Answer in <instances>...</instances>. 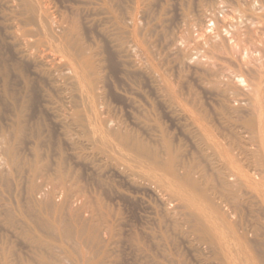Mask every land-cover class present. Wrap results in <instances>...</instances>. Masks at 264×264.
I'll list each match as a JSON object with an SVG mask.
<instances>
[{
	"label": "bare ground",
	"instance_id": "1",
	"mask_svg": "<svg viewBox=\"0 0 264 264\" xmlns=\"http://www.w3.org/2000/svg\"><path fill=\"white\" fill-rule=\"evenodd\" d=\"M109 1L101 0L103 2L101 5L105 6V10L106 8L110 9L108 8ZM4 5L5 10L2 7L0 17L3 16L10 21V31H7V38L13 43V46L11 57L0 56V77L3 92L8 95L9 93L13 94L10 90V83L14 80L9 81L11 72H20L22 81L20 90L23 96L19 104L16 102L18 105L16 113H14L16 114V135L22 133L27 126L24 111L30 101L35 76L39 78H45L46 76L48 80L55 84L63 85V89L65 84L71 83L75 93L73 95L67 93L65 97L62 96L61 101L64 97V103L62 102V105L57 103L60 107L54 110V113L51 111L55 123L66 140L74 135L79 136L86 146L94 152L96 151L101 157L104 156L106 159L104 165H102L104 171L110 168L111 171L131 185L152 193L159 201L164 217L173 225L179 222L185 225L187 222L191 223L190 221H193L191 231L197 234L198 242H200V245L197 246H200L199 250L203 253L200 264H264V65L259 63V67H255L256 64L249 60L252 58L251 56L245 60L242 59L244 57H240L241 59H239L242 61L236 66L229 68L226 66V103L221 99L226 104V138L223 139V133L220 135L221 132L216 131L220 135L218 136V133L216 134L214 131L215 128L212 129L206 124L207 118L205 119V115L199 114L193 106L187 108L191 123L201 127V129L198 128L201 137L198 136L205 141L202 146H205L206 152L207 150L210 152L206 154H209L210 157H216L215 159L218 160L217 162L222 168L219 170L224 171L223 175H225L226 183L223 182L224 179L220 180L223 185L226 184L225 213L217 205L218 203L214 202L216 200L213 201L210 193L204 187L194 157H192V160L185 159L183 152L178 151L177 155L170 145L167 146V153H164L165 156H163L164 154L161 155L162 152L160 154L159 150L139 137L119 130L120 127L118 126V128L115 127L116 129L112 128L109 125L110 116L108 117L109 120L102 116L105 113L103 107L105 102L101 99L103 98L101 97L102 94L99 95L100 91L99 94L96 92V90L102 88L100 87L103 82L100 74L101 68L95 60V49L87 47L79 40L77 34H79L80 23L78 24L77 20L74 21L73 18L71 23L68 22V26H70L69 29L67 28L68 30L61 29L62 20L59 18L54 19L52 16V19H50L49 15L51 14H48V4L45 0H9ZM128 5L130 4L128 3ZM93 9L95 10V7ZM245 9L247 10V8ZM109 11L111 12V10ZM123 14L124 17L121 18L116 17L113 13L111 14L114 16L112 18L115 23L112 39L118 46H125L128 53L130 41L135 40V38L138 39L139 33L137 34L136 30H133L132 16L129 15L128 10H125ZM249 15L243 14L245 16L243 17L241 14V18L239 16V19L237 17L236 19L233 14V19L240 20L239 22L242 24L244 30V32L241 30L244 34L242 35L244 37H242L243 42L250 43L252 47L255 46L250 50L255 49V52L264 51V38L261 36L264 31L260 35L262 25L253 26V22L252 24L249 23L248 21L251 20L247 18ZM106 18L108 19V17ZM254 18L258 19L257 17ZM230 19V17L227 19L229 20L228 24L234 27L233 21L236 20L232 21ZM235 27L237 29L238 25ZM239 35L238 32L234 31L232 38L238 40L241 37ZM146 37L148 36L146 35ZM3 39H5L4 36ZM227 39L229 41L228 37ZM211 42L212 40H210ZM244 43L240 42L239 44ZM231 44L233 45L232 42ZM126 48H123V50ZM131 48L134 47L131 46ZM237 48H239L238 53L245 51L243 49L240 52V46ZM133 50L135 51V49ZM232 50V48L227 49L226 46V56L230 53L234 54ZM134 51L131 53L133 55L135 53L134 57L136 58V52ZM128 79L130 80V78ZM39 81L37 82L39 83ZM13 83L15 84V81ZM61 91L60 94H62ZM63 92L65 93V90ZM197 122L198 124H196ZM4 132H0V154H3L6 158L3 157V160H0L5 162L4 164L7 167L18 163L21 172H25V175H27L28 183L25 187L26 193L23 202H20V199V201L15 200L13 203H4L3 198H0V225L2 224L15 238L24 240L33 251L35 258L27 259L26 262H24L25 260H13L11 256L14 253L9 246L13 242L7 238L6 234H0V264H66L67 260L71 258L72 261H75L74 264H103L99 263L102 258L104 260L106 258L107 261L114 258L116 254L113 253L115 251L111 252L109 248L114 245V240H116V237L119 238L120 235L119 233L116 234L112 209L101 197L104 188L108 184L100 177L102 173L100 166L96 162L87 160V163H85L90 170L96 173L98 178L89 183H83L80 181L77 172L67 165L61 146H58V156L53 164L49 162L48 157H43L38 152L39 150L37 151L36 144L32 149L31 157L16 158L14 150L16 145L14 146L13 143L14 147L10 145L8 138L11 135ZM68 135L69 137H67ZM76 139L78 138L76 137ZM77 144L76 146H78ZM201 149L203 150V148ZM3 169L0 166V185L7 187L5 189H9L8 185L10 183L7 182L8 179L6 178V171L9 168L5 170V174L2 171ZM13 198L15 199V197ZM161 221L163 220L161 219ZM142 233L132 231L129 236V240L136 250L133 251L135 252L137 264H187L180 256L172 253L167 248L164 235L156 237L147 232L150 242L154 244L156 249L153 253L150 252L146 231ZM73 235L80 237L86 243L88 241L97 243V246L103 249H101L102 253H99V248V254L97 253L98 255H94V257L92 256L94 253L90 249L91 255L83 251L78 252V250L77 254H72L73 251L70 254V250L67 251L68 249H65L67 251L65 252L62 247L59 248H62V251L53 248L52 239L55 237L60 236L67 241ZM58 239L60 240V238ZM59 240L56 239L55 245ZM62 244L64 243L62 242ZM75 245L77 246V243ZM56 246L58 247V245ZM83 250L86 251L87 249Z\"/></svg>",
	"mask_w": 264,
	"mask_h": 264
},
{
	"label": "rangeland",
	"instance_id": "2",
	"mask_svg": "<svg viewBox=\"0 0 264 264\" xmlns=\"http://www.w3.org/2000/svg\"><path fill=\"white\" fill-rule=\"evenodd\" d=\"M6 1L9 0H0V12L2 7H4L3 10H5L4 4H6ZM45 2L48 4V14H51L49 15L50 19H52V17H54V19H61L62 25L60 27L66 30L67 28L69 29L70 26H68V24L71 23V19L74 18V21L77 20L78 24L80 23L79 34H77L79 40L87 47L95 49V60L100 65V74L102 75L100 76L102 77V84L104 85L101 84V90L98 89L96 92L99 94L100 91L99 95L102 94L101 97L103 98L101 99L105 102H103L105 113L102 116L106 117L108 120L110 116L109 125L114 129L120 127L118 128L119 130L129 132L139 137L159 150L160 154L162 152L161 155L167 153V146L170 145L173 152L177 155L178 151H181L185 155V159L192 160V157H194L195 163L200 170L204 187L210 193L213 201L216 200L214 202H217L218 204H216L226 213V184H222L223 182L226 183L224 179L225 175H223L224 171H220L222 168L217 162L218 160L215 159L216 157L213 156V158L210 157L209 154H206L209 150L206 152L205 146H202L205 141L202 138L200 139L201 133L199 129H201V127L191 123L192 121L189 119L187 108L193 106L199 114L205 115V119L207 118L206 124L212 129H217H214L216 134L218 133L216 131L221 132L220 135L223 133L222 136H224H221L223 139L226 138V66H228L227 68L234 65L236 66L242 61L240 60L242 57H244L242 59L245 60L247 57L249 59L251 56L252 58L249 60H252L253 64H256L255 67H259L258 65L260 64L264 65V51L259 52L256 50L257 52H255V49L250 50V48H255V46L252 47L250 43L243 42L244 39H242V35H244V30L242 24L239 22L240 20L238 21L236 19H239L241 14L242 16L243 14H250V18L246 16L248 19H251L248 21L249 23L252 24L253 22V26L262 25V30L260 31L261 35L264 31V0H110L108 5L110 9L106 8V10L105 6L101 5L103 4L101 0H45ZM128 3L130 5H128ZM93 7H95V10ZM245 8H247V10ZM109 10H111V12ZM125 10H128L130 13L129 15L132 16V26L135 28L132 27L133 30H136L135 32L137 34L143 33L141 35L138 34V39L135 38V40L130 41V44L128 43L130 46L128 53L125 46L122 47L119 45L121 50L118 48L119 46L116 42H114V39H112L114 36L115 23L112 18L114 16L111 14L113 13L116 17L121 18L122 16L124 17L123 13ZM107 11L110 13H107ZM109 14L111 16H108ZM233 14L235 18L237 17L236 19H233ZM106 17H108V19ZM226 17H230L232 21L236 20L233 21V24L234 27L236 25H238V27L240 26L239 28L237 27L238 31L236 27L234 28L228 24L229 20H227L228 18ZM0 18V35L2 34L0 36V56L9 58L11 57L13 46V43L7 38V31H10V21L3 16ZM137 28L139 29L137 30ZM234 31L236 33L238 32V35L240 31L239 36L241 37L238 38V40L232 38ZM145 32L146 34H144ZM146 35L149 38L146 37ZM3 36L5 39H3ZM261 36L264 38V33H262ZM239 39H241V41H239ZM210 40H212L213 43H210ZM203 41L205 42L203 43ZM240 42L244 44L240 45ZM229 44H231V46H229ZM237 44L241 47L240 52L243 49L245 51L238 53L237 51L239 48L237 47L239 46ZM131 46L134 48H131ZM226 46L227 49L232 48L234 54L230 53L226 56ZM123 48H126L124 49L126 52ZM131 49L132 51L135 49L136 58L134 57L135 53L133 52L134 55L131 53ZM243 53L245 56L242 55ZM124 71L127 72L124 73ZM222 73L223 75H221ZM36 78L39 77L35 76L34 78V88H32L29 104L24 111L27 126L22 133H17L16 135V114L14 113H16L17 105L20 103L23 96L20 90L22 87L20 72L13 71L10 74L9 81H15V84L13 83L14 81L10 83V90L13 94L9 93L8 95L3 92L2 80L0 77V132L5 131L4 133H10L9 135L12 136H9L8 142L12 147L16 145L14 147L16 158L31 157L32 149H34L36 144L37 151L39 150L38 152L41 153L43 157H48L49 162L53 164L58 156V146H61V151L64 154L67 165L73 171L77 172L80 181L83 183H89L98 178L96 173L87 166V160H89V162H96V164L100 166L102 169L100 177L108 184L107 187L104 188L101 197L112 209L116 234L119 233L120 237L118 235L119 238L116 237L114 245L109 248L111 252L115 251V253H113L116 254L114 258L109 257L110 261H107L106 258L105 260L102 258V261H99V263L137 264L138 262L134 252L136 250L129 240V236L132 231L141 234H143V231H146V236L147 232L156 237L164 235L167 248L172 253L180 256L187 264H200L203 253L199 250L200 246H197L200 245L197 234L191 231L194 222L190 221L191 223H189L186 221V226L180 222L173 225L164 217L162 207L152 193L138 186L131 185L111 171L110 168L104 171V166H102L106 161L104 156L101 157L96 151L94 152V150L86 146L79 136L74 135L69 137L68 135L67 137L70 139L68 140L67 138L66 140L65 136L60 132L58 125L55 123L51 111L54 113V110L60 107L59 104L62 105V102L64 103L63 99L67 93H69V95L75 93L71 86L72 84L68 82L64 85L63 89V85L60 86L59 83L55 84L51 80H48L46 76L45 78ZM128 78H130V80ZM37 81H39V83ZM14 86H19V88H15ZM58 87L59 89H57ZM61 90H65V93ZM60 91L62 94H60ZM10 94H12V96H10ZM62 96L64 97L61 101ZM221 99L224 100L225 103ZM16 102L18 104H16ZM112 119L113 121H111ZM196 124H198V122ZM217 135L220 136L219 133ZM76 137L78 139H76ZM221 137L219 138L221 139ZM76 144L78 146H76ZM201 148H203V150ZM165 154L163 156H165ZM3 157V154H0L1 160H3ZM208 157L211 160H208ZM1 160L0 166L1 169L5 167L2 171L4 174L7 172L6 178L8 179L7 182L10 183L8 185L10 190L0 185V189L3 190H0V198H3L2 200L4 203H13L15 200L20 201V199V202H23L26 193L25 187L28 183L27 175H25V172H21L18 163L7 167V165L4 164L5 162ZM5 170L7 171L5 172ZM220 179H224L223 182ZM13 197H15V199ZM161 219L163 221H161ZM160 222H162L161 225ZM159 227H161V229H159ZM5 229L6 228L1 224L0 234H6L7 238L13 242L9 244L14 253L13 256H11L13 260H25L24 262H26L27 259L30 260L33 257L35 258L33 251L24 240L15 238V236ZM189 229L190 231L188 232ZM58 238H60V240ZM62 238L63 237L59 236L52 239V246L55 250L62 247L65 252L70 250V254L72 251V254H75L78 250V252L83 251L90 255L92 252L94 253L92 256H96L100 248L97 246V243L88 241L90 243L87 242V244L86 241L75 235L71 236L73 239L69 238L67 241ZM56 239L59 240L56 242L58 247L54 243ZM147 240L148 248L150 252L153 253L156 250L154 244L150 242L148 236ZM62 242L65 245H61ZM75 243H77L78 247ZM62 248L58 251H62ZM65 249L68 250L66 251ZM83 249H87L88 251H84ZM89 249L91 252H89ZM101 249L102 248H100L99 253H102ZM71 259H68V263L66 262V264H74L73 262L75 261Z\"/></svg>",
	"mask_w": 264,
	"mask_h": 264
}]
</instances>
